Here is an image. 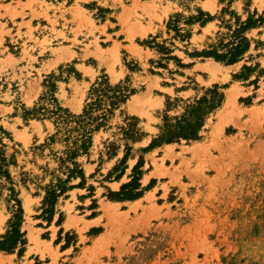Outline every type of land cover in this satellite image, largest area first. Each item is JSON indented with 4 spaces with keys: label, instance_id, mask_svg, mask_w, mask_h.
<instances>
[{
    "label": "rangeland",
    "instance_id": "rangeland-1",
    "mask_svg": "<svg viewBox=\"0 0 264 264\" xmlns=\"http://www.w3.org/2000/svg\"><path fill=\"white\" fill-rule=\"evenodd\" d=\"M27 1L34 25H19L13 36L0 25V128L14 158L9 171L26 241L20 256L0 251V264H264V23L246 33L250 49L233 65L188 55L228 33L231 13L264 19V0H94L81 4L89 21L83 25H39L48 17L35 8L45 3ZM6 2L12 0H0V9ZM170 20L190 34L166 44L183 68L144 44L168 41ZM50 78L57 103L75 116L102 78L112 86L127 82L135 93L93 133L87 155L76 160L84 184L70 181L49 222L43 202L50 184L66 178L58 158L67 143L52 119L25 120L24 110L42 104ZM213 85L224 98L199 140L144 151L164 115H179L184 101ZM130 122L138 130L133 140L120 131ZM127 147L124 174L108 179ZM140 159L141 187L151 188L135 201L109 200ZM9 207L0 196V236Z\"/></svg>",
    "mask_w": 264,
    "mask_h": 264
},
{
    "label": "trees",
    "instance_id": "trees-1",
    "mask_svg": "<svg viewBox=\"0 0 264 264\" xmlns=\"http://www.w3.org/2000/svg\"><path fill=\"white\" fill-rule=\"evenodd\" d=\"M200 15H202L201 12ZM231 16L234 18L233 24L225 25L228 33L222 36L218 33L216 42L208 45L201 52L194 51L188 55L192 58H210L224 65H233L239 62L251 46L252 40L246 37V33L262 26L264 19L262 16L257 18L249 16L245 21H241L240 17H237L234 13H231ZM209 20H211L210 17L201 20V22L203 24ZM176 24L177 20H170L166 25V33L168 35L173 34L168 41L164 40L162 43H156L154 38L151 41H145L144 44L164 56L162 57L163 60H173L179 67L183 68L185 66L175 56H171L172 51L166 46L168 43L169 46L173 47L175 41L184 42L190 38V34L187 32L182 33L179 25ZM258 68V65L253 68L243 66L242 71L251 73ZM233 78L240 79L242 77L234 75ZM47 85L48 91L40 97L42 104L35 105L31 110H24V119H52L53 123L59 128L56 135H63L64 142L67 143V147L63 152L64 157L58 158L60 169L63 170L66 178L63 180L57 178L56 183L50 184L43 202L45 206L49 207L44 213H49L46 221L50 222L58 197L66 193L68 189L73 188L72 186L67 187L70 181L79 178L81 182L77 186L81 187L84 184V175L76 160L83 155H87L92 146L93 133L107 126V122L114 111L124 105L130 96L135 93V90L131 89L127 82L112 86L106 78H102L91 86L82 114L75 116L70 115L57 103L54 97L55 85L52 79L47 81ZM220 88L218 85H213L211 88L206 89L200 97L184 101L182 112L177 116L164 115L162 124L158 127V134L144 151H149L163 144L199 140L206 118L215 109L219 108L223 101L224 96ZM167 105L169 106L168 101ZM120 131L129 140H133L138 133L133 122L128 123ZM4 137L8 138V134L0 128V196L5 195L11 211V217L7 221V230L0 236V251L13 253L18 249L17 254L20 256L24 252L23 247L26 244L24 233L20 230L23 222V209L18 197L19 192L16 190V185L9 171L14 158L13 156H7V146L3 142ZM129 151L130 147H127V153L119 164L112 169L107 176L108 179L116 173L118 175L115 180L122 177L126 169L124 165ZM142 163V159H140L134 165L129 175V182L122 184L117 192L108 193L107 198L109 200L118 202L135 201L151 188V184L145 188L141 187Z\"/></svg>",
    "mask_w": 264,
    "mask_h": 264
},
{
    "label": "crops",
    "instance_id": "crops-1",
    "mask_svg": "<svg viewBox=\"0 0 264 264\" xmlns=\"http://www.w3.org/2000/svg\"><path fill=\"white\" fill-rule=\"evenodd\" d=\"M91 1L94 0H39L38 2H44L45 6L36 7V12L39 14L43 12L48 17V19L43 17L42 19H46V22L45 24L40 23L39 25H78V22H81V25L84 23L89 24L87 15L83 13L88 11L84 8H81V4L89 3ZM133 1H139L140 3L150 2L149 0H131V3ZM131 3L126 4V7H130ZM28 4L29 2L27 0H12V3L6 2L5 4H2L3 8L0 9V15L2 16L0 19V25L4 26L2 28L3 31H9V34L13 36L15 34L17 35L19 25L20 27H25L28 24L34 25L35 18L31 17V12L28 10ZM8 5H10L9 8L6 7ZM61 7H63L64 10L61 11L55 9H61ZM43 10H45V12ZM98 25L107 24L103 23ZM258 28L252 29L251 31H257L261 27L259 29ZM23 30L24 29L21 28L20 32H23ZM6 36L7 35H5L3 38Z\"/></svg>",
    "mask_w": 264,
    "mask_h": 264
}]
</instances>
